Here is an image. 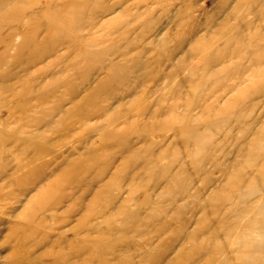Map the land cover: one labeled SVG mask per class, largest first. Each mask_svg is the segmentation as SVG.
I'll use <instances>...</instances> for the list:
<instances>
[{
	"label": "rangeland",
	"instance_id": "374dc122",
	"mask_svg": "<svg viewBox=\"0 0 264 264\" xmlns=\"http://www.w3.org/2000/svg\"><path fill=\"white\" fill-rule=\"evenodd\" d=\"M42 2L25 0L16 5L24 9L16 21L29 23L30 29L17 34L9 65L0 67L7 70L12 66L25 35L39 30V39L46 40L45 49L40 48L43 61L31 64L26 74L20 71L22 62L13 66L36 91L27 99L10 95V108L0 106V264L18 260L25 253L23 245L26 248L44 235L49 237L35 250L50 251L44 264H53V253L58 250L70 253L73 248L89 252L92 261L86 264H165V258L176 260L184 246L191 251L202 242L203 251L184 264L209 260V253L203 255L204 248L214 244L223 245L230 259L219 249V256L211 258L210 264L238 262L233 250L245 245L235 238V227L241 231L247 225L238 221L247 214V207L236 205L260 197L259 192L250 195L247 186L237 184L243 168L253 176L257 173L254 166L264 165V91L259 93L264 86V67L259 66L264 61V0H124L104 17L90 9L118 0H59L48 16L42 17L41 11L28 15L32 6ZM53 8L58 9L56 16ZM79 15L84 22L91 16L97 22L91 32H84L83 41L71 29ZM240 31L241 37L225 39ZM87 44H94V50ZM109 45L132 50L119 59L117 55H92ZM137 55L148 64L146 69L130 61ZM119 60L125 62L121 66L123 81L105 82L106 90L92 102L101 108L99 121L85 124L74 113L64 111L84 103L88 93L108 78L109 62ZM94 66H101L100 72L92 70ZM41 97L48 99L45 104L37 102ZM26 103L31 111L11 112L13 106ZM56 107L64 110L46 113ZM117 116L121 141L112 142L102 126L108 128ZM33 118L42 124L52 122L53 128H44L40 139L32 138L36 127L28 124ZM24 126L26 131L19 132ZM126 142L130 150L122 148ZM248 149L251 154L246 153ZM102 171L103 178L93 181ZM69 173L86 178L91 189L84 195L83 187L77 192L73 183L62 178ZM102 185L107 188L99 196ZM62 186L78 199L82 196L69 216L70 200L58 209L45 206L51 199L43 193L45 188ZM217 191L218 198H213ZM91 205L94 229L90 235L86 228L77 235L72 227L88 217ZM31 211L37 214L32 222L20 218ZM263 213L264 204L258 202L247 216L254 218L257 230L255 242L247 245L259 255L256 264H264ZM63 215L69 220L56 222V216ZM41 217L47 218L48 226L37 225ZM230 228L233 232L228 233ZM54 239L62 241V246L53 245ZM157 248L166 253L164 259ZM80 258L76 259L82 263Z\"/></svg>",
	"mask_w": 264,
	"mask_h": 264
},
{
	"label": "bare ground",
	"instance_id": "6f19581e",
	"mask_svg": "<svg viewBox=\"0 0 264 264\" xmlns=\"http://www.w3.org/2000/svg\"><path fill=\"white\" fill-rule=\"evenodd\" d=\"M25 0H0V67H5L8 64V62L10 61V54H9V51L10 49L12 48V46L14 47V38L17 36V34L21 33L22 32H26V30L30 29V26H29V23H19L16 21V16L20 15L23 11L21 10L20 8L16 7V5L19 3V2H23ZM44 2L42 3H37L35 4V6H32L30 8V10L28 11V15L30 16H34L36 13L38 12H42L41 16L43 17V14L46 16V14L48 13L49 9H51V7H55L56 8V5H58V1L59 0H43ZM124 0H118V2L114 3V4H111V5H107V6H101L99 4H96V6H93L90 10L92 12V14H97L99 12H101L102 16H106V15H109V14H112L114 13L117 8L121 7L122 6V3H123ZM156 1V0H155ZM31 2V1H30ZM85 2V1H84ZM74 3V2H73ZM87 3V2H86ZM155 3V2H154ZM75 4V3H74ZM102 4V3H101ZM94 5V4H93ZM76 6V5H75ZM253 6V5H251ZM254 7V6H253ZM256 7V5H255ZM53 8V10L55 9ZM60 8V7H59ZM58 10V9H57ZM56 10V11H57ZM253 10V9H252ZM56 11L54 10L52 13H56ZM61 11V10H60ZM40 14V13H39ZM59 14V13H58ZM76 14V12H75ZM57 15V13L55 14V16ZM39 15V18L41 17ZM45 16H44V19H45ZM48 16V14H47ZM64 16V15H63ZM55 18V17H54ZM20 19V18H19ZM48 20V18H47ZM95 20V19H94ZM93 20L92 16L88 18V21L84 22V19H82V16H77V21L75 23H73L71 26V29L72 30H76L78 32V35L80 37V40L83 41L86 39V35H85V31H92L94 29V27H96V23L95 21ZM94 21V22H93ZM255 22V21H254ZM71 24V22H69ZM121 23V22H120ZM53 24V22H52ZM41 25V24H40ZM251 25V24H250ZM53 26V25H52ZM126 26V25H125ZM66 27V26H65ZM250 26L247 27V29L249 28ZM45 28V27H44ZM126 28V27H125ZM128 28V27H127ZM41 29V28H40ZM69 29V28H68ZM120 30V29H119ZM226 30V29H225ZM38 32H34V34H26L25 35V39L23 40L22 44L19 46L18 48V54L14 56V59H13V62L12 63L13 65L12 66H9L7 68V70L3 69V70H0V106H5L7 105L9 107V104H8V101H7V97L10 96V95H13V96H16V97H19L21 99H24V98H28L30 96H32L34 94L33 91H36V90H33L30 86L27 85V83L29 82L28 80L29 79H24L22 75H20L19 73H17L15 71V69L13 68L14 64L15 63H18V62H22V64L24 65V68H22V70L20 71H24V74H26V72H28V67L32 64V65H37L38 63H41L43 61V54L40 53V48L43 47V45L46 43V40L44 39H39L40 37V32L39 30H37ZM29 31H27L28 33ZM230 32V31H229ZM123 33V32H122ZM242 33L243 31H240L239 33L237 32V34L234 32V34H231L229 35L228 32H223V35L227 36L229 35V37L227 36V38L225 39H232V38H236V36H239L241 37L242 36ZM121 34V33H120ZM51 36V35H50ZM119 36V35H118ZM233 36V37H232ZM87 37L89 38V34L87 35ZM125 38V37H124ZM111 39V38H110ZM199 40V39H198ZM67 41V40H66ZM69 42V41H68ZM238 42V41H237ZM49 43V42H47ZM254 43V42H253ZM129 44V43H128ZM159 44V43H158ZM157 44V45H158ZM197 44V43H196ZM94 45V44H93ZM92 44H87L85 45L88 49L90 50H94V47H93ZM246 45V44H245ZM53 46V45H52ZM47 47V45H46ZM199 47V46H198ZM44 48V47H43ZM53 48V47H52ZM85 48V47H84ZM116 46L114 45H109L107 46L106 48H104V50H101L100 53H97L95 54L94 52H92V55L94 54L95 58H98L99 57V54H109L110 56H116L117 59H119L120 57H127L129 56L130 54V51L132 49H125L124 51H121V48L118 47L117 49H115ZM45 49V48H44ZM87 49V50H88ZM197 50V49H196ZM145 52V51H144ZM203 53V52H202ZM89 54V53H88ZM232 54V53H231ZM250 54V53H249ZM87 55V54H86ZM253 55V54H251ZM256 55V54H255ZM93 56V57H94ZM264 56V55H263ZM47 57V56H46ZM177 58V57H176ZM129 59V58H128ZM231 59V58H230ZM256 59V58H255ZM127 60V59H126ZM124 61H125V58H124ZM124 61L121 62V60H119L118 62H114V61H110L109 64H110V67L108 68V78L105 79V81L99 83V85H97L96 87H94V89L91 90L90 93H88V95L86 96V101L84 103H82L80 106L78 103H76L74 105V109L71 108V109H67V110H64L62 107L60 108H57L59 106H57L56 108H52L51 110H47L46 113H48L49 115L50 114H54L56 113V111L59 109L61 110H64L66 111L67 113L69 114H72L74 113L75 114V118H77L79 121L81 122H85V124H89V122H91L93 119H97L99 121V119L101 118V114L98 116L97 113L99 112V110H101L100 107H98L97 104H94L92 103L94 99H96L99 95V93L103 92L106 90V87H105V82H114V83H119L122 79H121V76H122V72L121 71V66H123V64L125 63ZM131 62H133V64H141L140 67L144 70L146 69V66H148L147 63H142V59L141 57H139L138 55L136 57H132ZM176 61V60H175ZM103 62V61H102ZM101 62V63H102ZM158 62V61H157ZM261 62V60H260ZM264 62V61H263ZM263 62L260 63V67H264V65L262 64ZM11 63V62H10ZM179 62H177L178 64ZM82 64V63H81ZM80 64V65H81ZM74 65V64H72ZM83 65V64H82ZM134 66V65H133ZM27 67V69L25 68ZM261 67V68H262ZM88 68V67H87ZM106 69V67H104ZM1 69V68H0ZM89 69V68H88ZM200 69V68H199ZM92 70L96 71V73L100 72L101 70V66L100 67H93ZM107 70V69H106ZM177 71V70H176ZM201 71V70H199ZM262 71V69H261ZM175 72V71H174ZM178 72V71H177ZM225 72V71H223ZM259 73V72H258ZM260 74V73H259ZM124 76V75H123ZM171 76V75H170ZM124 79V78H123ZM49 80V79H48ZM205 80V79H204ZM123 81V80H122ZM48 82V81H46ZM58 82V81H57ZM62 82V81H61ZM65 82V81H64ZM258 82V80H257ZM53 83V82H52ZM59 83V82H58ZM122 83V82H121ZM18 84V85H17ZM69 84V82H68ZM67 84V85H68ZM45 85V84H44ZM115 85V84H114ZM198 85V84H197ZM203 85V84H202ZM47 86V85H46ZM248 86V85H247ZM20 87V88H18ZM34 87V86H33ZM37 87V86H36ZM200 87V86H199ZM254 87V86H253ZM197 88V87H196ZM246 88V87H245ZM255 88V87H254ZM38 89V88H37ZM42 89V88H41ZM201 89V88H200ZM250 89V88H249ZM45 90V89H44ZM48 90V89H47ZM51 91V90H49ZM48 91V92H49ZM251 91V90H250ZM264 91V86L262 89L259 90V93L263 92ZM41 92V90H40ZM258 92V91H257ZM52 93V92H50ZM105 93V92H104ZM38 94V93H37ZM249 95V94H248ZM36 96V94H35ZM50 96V95H49ZM34 97V96H33ZM56 97V95H55ZM54 97V99H55ZM62 99V98H61ZM65 99V97H64ZM48 100V99H47ZM46 99H44L43 97L41 98H38V103H42V104H45ZM50 100V99H49ZM66 100V99H65ZM61 101L62 100H59L58 104H61ZM52 102V101H50ZM71 102H75V99H71ZM65 103V102H64ZM29 104V103H28ZM28 104L26 103L25 105L24 104H20L18 106H13L11 109V112H24V111H27L29 108H28ZM41 105V104H40ZM43 106V105H42ZM53 106V105H52ZM63 106V105H62ZM232 107V105H231ZM10 108V107H9ZM70 108V107H69ZM115 108V107H114ZM30 110V109H29ZM107 110V109H106ZM113 110V108H112ZM147 110V109H146ZM31 111V110H30ZM29 111V112H30ZM36 111V110H35ZM44 111V110H43ZM63 111V112H64ZM108 111V110H107ZM62 112V111H61ZM65 112V113H66ZM18 113V112H17ZM66 113V114H67ZM114 114V113H113ZM21 115V114H20ZM59 115V114H57ZM104 115V114H103ZM23 116V115H22ZM56 116V115H55ZM71 116V115H70ZM97 117V118H96ZM183 117V115H182ZM55 118V117H53ZM60 118V117H59ZM23 119V118H22ZM111 119V118H110ZM56 120V119H55ZM73 120V119H72ZM75 120V119H74ZM73 120V121H74ZM219 120V119H218ZM59 121V120H58ZM57 121V122H58ZM192 121V120H191ZM56 122V121H54ZM56 122V124H57ZM71 122V121H70ZM78 122V121H77ZM110 122V126L107 128V127H104V125L102 126V130L105 131V136L107 137L108 140L110 141H121L120 138H119V130L116 129V127H118V125L121 123L120 122V116H117L116 118H112V120L109 121ZM43 122H41L40 120L38 119H32L29 121V124L28 125H34L36 128H35V131L34 133H31L32 134V138L38 136V138L40 137V134L41 132H43L42 130L44 128H53L52 126V122H47V123H44L42 124ZM74 123V122H73ZM23 124H26V123H23ZM55 124V123H54ZM59 124V123H58ZM69 124V123H68ZM97 124V123H96ZM64 125V124H63ZM60 126V125H59ZM62 126V125H61ZM70 127V125L68 126ZM111 127V128H110ZM183 127V126H182ZM189 127V126H188ZM59 128V127H58ZM62 128V127H61ZM100 128V127H99ZM65 129V128H64ZM97 129V128H96ZM190 129V128H189ZM200 129V127L198 128ZM99 130V129H98ZM153 130V129H152ZM26 130H25V126L23 128H20L19 129V132L21 133H24ZM100 131V130H99ZM189 131V130H188ZM196 131V130H195ZM17 131V133H19ZM16 133V131H15ZM14 133V134H15ZM28 133V132H27ZM119 133V134H118ZM13 134V135H14ZM29 134V133H28ZM186 134V133H185ZM192 134V133H190ZM184 135V134H183ZM262 135V134H261ZM17 136V135H16ZM27 136V135H26ZM15 137V136H13ZM23 137V136H22ZM17 138V137H16ZM29 138V137H28ZM212 138V137H211ZM8 139V138H7ZM11 139V138H9ZM21 139V138H20ZM40 139V138H39ZM17 139H15L16 141ZM30 140H31V137H30ZM34 140V139H33ZM9 141V140H8ZM24 141V140H23ZM40 141V140H39ZM17 142V141H16ZM19 142V141H18ZM41 142V141H40ZM111 142V143H112ZM30 143V141H29ZM51 143V142H50ZM46 144V143H45ZM49 144V143H48ZM46 146V145H45ZM50 146V145H49ZM128 147V150H130V147L127 145V142L126 144H124L122 146L123 149L127 148ZM31 148V147H30ZM34 148V147H33ZM42 148V147H41ZM49 148V147H48ZM29 149V148H28ZM32 150V149H31ZM41 150V149H40ZM140 150V149H139ZM31 152V151H30ZM29 153V152H28ZM141 153V152H140ZM154 153V152H153ZM204 153V151H203ZM248 154H251V150L248 149V151L246 152ZM259 153V152H258ZM201 154H202V151H201ZM137 155V154H136ZM131 156V154H130ZM155 157V156H154ZM153 157V158H154ZM156 157H158V155H156ZM141 158V157H140ZM152 158V159H153ZM151 159V161H152ZM140 161V159H138ZM143 160V159H142ZM138 161V162H139ZM155 161V160H154ZM236 162V161H235ZM137 164V163H135ZM149 165V164H148ZM240 165V164H239ZM140 166V165H139ZM264 166V165H263ZM263 166H260L257 164V166L255 165L254 169L255 171H257V173H255V175L251 176L250 175V172H248L247 174L244 173V169L246 168H243L241 170V177H240V180L237 184V186H239L240 188H242V186H247V190L250 191V195H253L252 193H254V190L259 194L258 196L260 197L258 200L256 201H253L251 199L247 200L245 203H239L237 204L236 206L239 207V206H244V207H247V214L243 215L242 218L238 221L239 222V225L242 224L243 222H246V226L241 229H239V226L238 227H235V232L236 234L235 235V238L238 239L239 242H243L245 245V247L243 246L242 249H239L237 247V249H234L233 251L236 252L237 254V258H238V262H234L232 260V264H241V261L243 264H256L257 261L259 260V255L256 254V253H253L250 249H248L247 245L250 244L251 242H255L254 239L256 234L254 235V233H256V229L254 227L255 224V220L254 218H249L247 217L248 215L251 214V211H254V209H256V203L260 202V203H263L264 204V167ZM241 167V165H240ZM246 167V166H245ZM139 168V167H138ZM257 169V170H256ZM34 173V172H33ZM104 172L102 171L101 173H98L94 176V179L93 181H96V180H100L103 178ZM146 173V172H145ZM154 173V172H153ZM179 173V172H178ZM40 174V173H39ZM27 175V174H26ZM63 175V174H62ZM131 175V174H130ZM246 175V176H245ZM114 176V175H113ZM116 176V175H115ZM114 176V177H115ZM245 176V177H244ZM147 177V176H146ZM151 177V176H150ZM153 177H155L153 175ZM32 178V177H31ZM62 178H65V180H69L67 183H73L72 185V188L73 189H77L76 191L79 192L81 190V188H85L83 189V194L84 195L85 193H87L89 191V189H91V183H85L86 181V178L85 179H82V178H79V176H75L73 177L72 174H64ZM148 178V177H147ZM34 179V178H33ZM157 179V178H155ZM171 179V178H170ZM186 179V178H185ZM28 180V179H27ZM36 180V179H35ZM119 180V179H118ZM25 181V180H24ZM39 181V180H38ZM159 181V180H158ZM157 181V182H158ZM242 181V183H241ZM260 181L262 182V184L260 185ZM40 182V181H39ZM65 182V181H64ZM97 182V181H96ZM115 182V181H114ZM133 182V181H132ZM152 182V180H151ZM165 182V181H164ZM173 182V181H172ZM85 183V184H84ZM159 183V182H158ZM168 183V182H167ZM56 184V183H54ZM53 184V185H54ZM138 184H142V183H138ZM169 184V183H168ZM167 184V185H168ZM172 184V183H171ZM258 184V185H257ZM109 185V184H107ZM107 185H102L101 187V190L99 191V196L100 193L104 192V190L107 188ZM114 185V184H113ZM145 185V184H144ZM160 185V184H159ZM186 185V184H185ZM184 185V186H185ZM259 186V188L257 186ZM176 186V185H175ZM158 187V186H157ZM166 187V186H163V188ZM187 187V186H186ZM191 187V185H190ZM183 189V188H182ZM166 190V189H165ZM185 190V189H184ZM134 191V190H133ZM43 193H45V195L49 196L51 199H49V201L46 203L45 206H47L46 209H58L59 206H61L62 204H65L68 200H70V204L68 205L67 207V215L70 213H73L75 212L76 210V207L78 206V201L81 199H78V197L76 196V193L75 192H67L66 191V188L64 186H62L61 188H58V189H55V190H52L51 188H48L46 187L45 190L43 191ZM216 193V194H215ZM213 194V198H218V191L215 192ZM240 193V192H239ZM249 195V196H250ZM221 196V195H220ZM219 196V197H220ZM33 198V197H32ZM36 198V197H35ZM78 199V201H77ZM113 199V198H112ZM187 199V198H186ZM248 199V198H247ZM129 200V199H128ZM41 201V200H40ZM41 203V202H40ZM114 203V202H113ZM227 203V202H226ZM108 204V203H107ZM142 204V203H141ZM140 204V205H141ZM245 204V205H244ZM124 205H125V202H124ZM33 206V205H31ZM92 207L89 208V212L88 213V217H83L81 219V222H79V224L75 227H72L73 228V231L74 233H77V235L80 233V230H84L85 228L87 229L88 231V235H90V233L93 231L94 229V223L92 222V216L95 214L93 211V206L94 205H91ZM130 206V205H129ZM185 206V205H184ZM119 207H124L123 205L122 206H119ZM141 207V206H139ZM34 208V207H33ZM128 209V208H127ZM262 209V207L260 208V210ZM35 210V209H34ZM120 210H122L120 208ZM140 210V209H139ZM25 211V209L23 210ZM105 211V210H104ZM103 212V211H102ZM156 212V211H155ZM154 212V213H155ZM33 212L31 211L30 214H24L22 215L20 218L25 220V221H28V222H32V218L35 217L37 214H32ZM105 213V212H104ZM123 213V211H122ZM139 213V212H138ZM159 213V212H158ZM116 214V213H115ZM121 214V213H120ZM264 214V213H263ZM19 215V214H18ZM68 215V216H69ZM119 215V214H118ZM176 215V214H175ZM259 215V214H258ZM255 216V215H254ZM17 217V216H16ZM123 217V216H121ZM120 218V217H119ZM140 218V216H139ZM142 218V217H141ZM248 220H247V219ZM56 222L62 224L63 222H67L69 220V217L63 215V216H56ZM106 220V219H104ZM120 220V219H119ZM167 222V221H166ZM114 223V222H113ZM140 224V223H139ZM38 226L40 227H43V226H48L49 225V222L47 221V218L46 217H41L37 223ZM257 225V224H256ZM114 227V226H113ZM121 227V226H120ZM124 228V227H123ZM210 228L209 226H207L205 228V230H207L209 232V229ZM201 232L204 231V229H201L200 230ZM207 232V233H208ZM233 232V229L230 228V230H228V233H231ZM122 235V233H121ZM176 235V238L179 237L178 234H175ZM174 235V236H175ZM181 236V234H179ZM189 235V234H188ZM260 235V234H259ZM258 236V234H257ZM43 237V238H42ZM42 237H37L36 241L32 242L30 245L28 244L25 248V246L23 245L22 246V249L25 251L24 254H22V256L19 257L18 260H15L14 262H10L8 264H44L42 263L45 256L48 255V253H50V251L48 252H39V251H35L37 249L38 246L41 245L42 242H44L49 236L48 235H44ZM60 237H63L62 235ZM170 237V236H169ZM30 238V237H29ZM259 238V237H257ZM258 240V239H257ZM202 242V241H201ZM84 244V242H82ZM175 243V242H174ZM196 243V242H195ZM62 241H60L59 239H54V243L53 245H59V247L62 246ZM101 244V243H100ZM103 244V243H102ZM167 244V242H166ZM165 244V245H166ZM170 244H172L170 242ZM200 244V243H199ZM82 245V244H81ZM167 247V245H166ZM164 247L165 249H167L169 247L166 248ZM251 247V246H250ZM85 248V247H84ZM189 248V247H188ZM188 248L186 246H184L182 248V250L180 251V255L177 257L176 260H171V261H167V259L164 257L166 256V253L161 250L160 248H157V251L159 249V252L162 254V257L163 259L165 260V264H184L186 263L187 261H190L193 257L195 256H198V254L203 251V242L202 244L200 245H195V247L193 248V250H188ZM252 248V247H251ZM170 249V248H169ZM204 249H207L205 252H203L204 256H207V253H209V256L211 258H216L217 257V253H220V250L221 249L223 251L222 254H226L225 257L226 259H230V257L227 255V252L224 248L223 245H221V247L218 245V247L214 244V247H210L209 248H204ZM167 251V250H166ZM169 251V250H168ZM82 251L78 250V249H75L73 248V250H71L70 253H67V252H64L63 250H58L57 253H53L54 256H56V259L54 261L53 264H86L88 262H91L92 261V257L89 255V252L86 251V250H83V252L81 253ZM258 253V252H257ZM26 255H28L27 257H25ZM74 255H77V256H74ZM11 256V255H10ZM10 256H8L7 258H9ZM219 256V255H218ZM81 257V258H80ZM161 257V256H160ZM76 258H80L82 263H79L77 261ZM211 258L209 260H211ZM241 259V261H240ZM203 262L202 264H210V261L209 260H204L202 259ZM225 263L227 261H224ZM157 263V261H156ZM105 264V263H104Z\"/></svg>",
	"mask_w": 264,
	"mask_h": 264
}]
</instances>
